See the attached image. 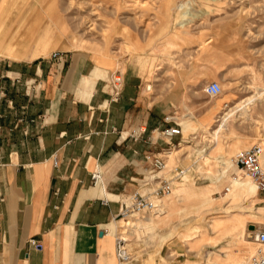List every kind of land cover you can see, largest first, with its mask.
Here are the masks:
<instances>
[{
    "label": "crops",
    "instance_id": "1",
    "mask_svg": "<svg viewBox=\"0 0 264 264\" xmlns=\"http://www.w3.org/2000/svg\"><path fill=\"white\" fill-rule=\"evenodd\" d=\"M53 16L36 0H0V264H117L107 226L137 189L144 156H168L169 144L191 141L182 131L165 146L155 141L160 129L182 125L175 113L185 107L155 104L138 74L59 48ZM206 61L192 53L180 74L199 75L205 65L202 75H218V59ZM116 74L122 86L113 101ZM192 110L193 125L215 118L212 106L193 102Z\"/></svg>",
    "mask_w": 264,
    "mask_h": 264
},
{
    "label": "rangeland",
    "instance_id": "2",
    "mask_svg": "<svg viewBox=\"0 0 264 264\" xmlns=\"http://www.w3.org/2000/svg\"><path fill=\"white\" fill-rule=\"evenodd\" d=\"M36 4L54 14L57 28L50 32L57 33L59 48L88 53L95 62L112 64L124 75L138 74L142 91L155 104L170 100L177 106L181 100L185 107L175 116L183 137L191 141L170 145L163 129L155 134L156 143L170 146L171 155H154L166 156L163 174L173 178L172 191L159 198L150 213L126 218L133 227H119L121 220L116 231V220L122 217L107 226L109 233L127 240L123 243L133 263L232 264L231 257L242 252L247 264L261 249L252 242L248 225L264 226L262 194H256L240 172L250 190L234 197L226 174L235 176L239 170L228 160L238 151L229 152L236 141H242L240 149L253 144L264 148V0H36ZM192 53L202 64L214 55L219 74L202 75L207 68L201 65L199 75H181ZM213 80L222 89L215 97L203 90ZM184 84L193 86L190 92L183 91ZM146 85L151 88L146 90ZM193 102L212 106V123L188 122ZM230 108L224 127L214 133ZM145 163L134 191L146 190L142 184L151 173ZM179 169L183 174L177 177ZM226 186L231 193L225 196ZM165 216L168 221L163 225Z\"/></svg>",
    "mask_w": 264,
    "mask_h": 264
},
{
    "label": "built area",
    "instance_id": "3",
    "mask_svg": "<svg viewBox=\"0 0 264 264\" xmlns=\"http://www.w3.org/2000/svg\"><path fill=\"white\" fill-rule=\"evenodd\" d=\"M59 53H53V57H58ZM122 86V79L119 74H116L111 78L110 90L111 100L118 99L119 91ZM204 92L208 96H218L222 89L221 85L217 81H209L204 85ZM181 126L175 124L174 127H168L162 130V135L168 139H171L175 135H181ZM262 148L259 144H253L243 149L238 150L230 158L231 164L238 168L242 175L248 177L250 181L255 185L257 192H264V167L260 164V155ZM144 160L149 165L150 176L144 180L143 186H146L144 191H134L130 195L129 200H122L120 203V213L118 217H125L134 212L147 213L154 207L153 200L164 196L171 192L173 186V178L167 177L163 174L166 169L165 158L159 155L146 154ZM174 171H177L178 167H174ZM183 174L182 170H178L177 177ZM100 173L95 171L91 173V180L93 184H97L100 181ZM225 192L229 191L226 186ZM254 240L261 246L258 252L251 256L247 264H264V226H255ZM30 245L37 247L38 244L35 239L29 241ZM124 248V243L119 237H115V255L117 264H137L133 263L130 255H123L127 249Z\"/></svg>",
    "mask_w": 264,
    "mask_h": 264
},
{
    "label": "bare ground",
    "instance_id": "4",
    "mask_svg": "<svg viewBox=\"0 0 264 264\" xmlns=\"http://www.w3.org/2000/svg\"><path fill=\"white\" fill-rule=\"evenodd\" d=\"M148 89H150V86H148L147 87V90ZM261 91V90H260ZM262 95V94H261ZM258 98V97H257ZM256 99V98H255ZM234 108V107H233ZM233 108H230L228 111H226V112H224L223 114H222V116H221V120H220V122H219V125H218V127H217V129L214 131V133H216V131H220L223 127H224V125H225V121L227 120V117L229 116V112H231L232 111V109ZM241 145H242V141H236L235 143H234V145H233V147H234V149L235 150H239L240 148H241ZM262 148V147H261ZM264 152V148H262V153ZM262 153H261V155H262ZM261 155H260V157H261ZM166 158V157H165ZM228 160H229V164L231 163L230 162V157L228 158ZM204 161V160H203ZM260 164H261V162H260ZM230 166H232V164H230ZM262 166V165H261ZM263 167V166H262ZM166 168H167V165H166ZM203 171V170H202ZM204 172H206L207 174H209L208 172V170H205ZM240 170H238V172L236 173V175L235 176H231L230 174H226V176L229 178V180H230V182H231V184H232V186L234 187V190H233V196L234 197H237V194L239 193V194H241V195H245V194H247V193H249V190H250V188L249 187H247V185H246V181H243L241 178H240ZM252 183V182H251ZM253 184V183H252ZM254 185V184H253ZM254 187H255V185H254ZM173 188V187H172ZM229 188V187H228ZM255 189H256V187H255ZM172 191V190H171ZM185 191H186V189L185 188H181L180 189V193H185ZM191 191V190H190ZM257 191V190H256ZM170 193V192H169ZM169 193H167V194H169ZM199 193V192H198ZM229 193H231L230 192V188H229V191L225 194V196L226 195H228ZM197 194V193H196ZM166 195V194H165ZM198 195V194H197ZM203 196V195H202ZM232 197V196H231ZM161 198V197H160ZM159 198H157V199H155V200H153V203H154V207L152 208V209H150V211H149V213L154 209V208H156V206H157V200H158ZM172 199V198H171ZM136 212H134V214L132 213V214H130V215H127V216H125V217H122V218H119L118 220H116V222L117 223H119V222H121V220H122V223L120 224V226L119 227H128V226H134V223H131V224H129L128 222H127V219L126 218H131L132 216H134V215H138V213L137 214H135ZM161 216V215H160ZM167 221H168V218H167V216H165L164 218H163V220H162V224L163 225H166L167 224ZM238 221V224H242V221L241 220H237ZM126 225H128V226H126ZM260 226V225H259ZM259 226H257V227H259ZM215 227H217V225L215 226ZM251 234H254V232L253 231H251ZM203 240L204 241H207V239H206V237H203ZM122 241H127L125 238H123L122 239ZM252 242H254L255 243V240H254V236H253V240H252ZM257 244V243H256ZM258 245V244H257ZM258 246H260V245H258ZM261 247V246H260ZM123 249H126L125 248V246H124V248ZM241 254L240 255H233L232 257H231V262H232V264H243V256H241L242 255V252H240ZM127 254V251H125V252H123V255H126ZM128 255V254H127ZM154 261V260H153ZM157 262V261H156ZM153 263V262H152ZM155 264V263H154ZM229 264H231V263H229Z\"/></svg>",
    "mask_w": 264,
    "mask_h": 264
},
{
    "label": "water",
    "instance_id": "5",
    "mask_svg": "<svg viewBox=\"0 0 264 264\" xmlns=\"http://www.w3.org/2000/svg\"><path fill=\"white\" fill-rule=\"evenodd\" d=\"M248 229L250 231H254L255 230V225H253V224L248 225Z\"/></svg>",
    "mask_w": 264,
    "mask_h": 264
}]
</instances>
